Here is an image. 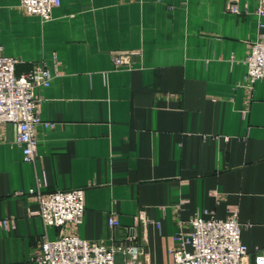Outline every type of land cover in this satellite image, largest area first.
<instances>
[{
  "label": "crops",
  "instance_id": "crops-1",
  "mask_svg": "<svg viewBox=\"0 0 264 264\" xmlns=\"http://www.w3.org/2000/svg\"><path fill=\"white\" fill-rule=\"evenodd\" d=\"M61 0L43 21L0 0V45L21 62H44L53 79L36 93L38 150L26 162L15 128L0 125V264H39L45 228L31 191L85 190L83 223L67 232L112 242L136 227L151 264L195 216L242 223L253 255L264 247V80L244 86L250 45L264 37L257 0ZM139 51L115 69L114 51ZM58 71V75L56 74ZM144 239V240H143ZM127 244L128 242H123ZM190 249V247H189ZM253 259V258H252Z\"/></svg>",
  "mask_w": 264,
  "mask_h": 264
},
{
  "label": "built area",
  "instance_id": "built-area-1",
  "mask_svg": "<svg viewBox=\"0 0 264 264\" xmlns=\"http://www.w3.org/2000/svg\"><path fill=\"white\" fill-rule=\"evenodd\" d=\"M240 1L228 0L227 11L237 15L249 13L241 10ZM257 2L255 14L263 27L264 0ZM60 5L61 0H20V7L27 14L40 16L46 22L52 20L54 8ZM135 54L141 53L128 50L112 52L115 69H131ZM20 62L7 56L0 45V125L14 126L15 142L22 147L25 161L32 163L38 150L37 128L42 124L50 125L41 118L43 98L36 90L49 86L53 75L44 62H36L28 73L18 76L16 69ZM245 63L244 86L252 89L257 81L264 80L263 36L251 43ZM31 194L36 195L40 202V209L35 214L40 215L45 228L56 227L59 230L57 239H44L39 264H151L143 242L138 241L135 232L140 224H148L145 216L136 219V227L125 229V237L120 241L116 231L121 229V224L113 213L109 218L114 232L112 242L90 241L67 232L69 225L83 223L86 207L84 189L57 190L48 195L31 191ZM0 223L7 225L8 221L0 218ZM242 228L236 212L228 220L204 219L198 215L191 218L189 230L179 233L176 245L170 250L174 257L172 264H264V247L257 248L252 255L242 240ZM125 241L128 243L124 244Z\"/></svg>",
  "mask_w": 264,
  "mask_h": 264
}]
</instances>
